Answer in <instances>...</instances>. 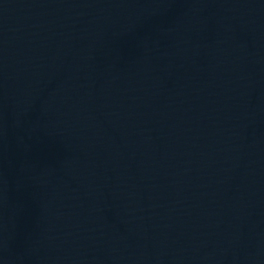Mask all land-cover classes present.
I'll return each instance as SVG.
<instances>
[{"label": "water", "instance_id": "1", "mask_svg": "<svg viewBox=\"0 0 264 264\" xmlns=\"http://www.w3.org/2000/svg\"><path fill=\"white\" fill-rule=\"evenodd\" d=\"M0 264H264V0H0Z\"/></svg>", "mask_w": 264, "mask_h": 264}]
</instances>
